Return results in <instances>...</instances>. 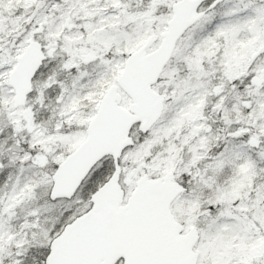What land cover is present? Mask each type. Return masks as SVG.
<instances>
[{
  "label": "snow or ice",
  "instance_id": "6c2138e0",
  "mask_svg": "<svg viewBox=\"0 0 264 264\" xmlns=\"http://www.w3.org/2000/svg\"><path fill=\"white\" fill-rule=\"evenodd\" d=\"M0 264H264V0H0Z\"/></svg>",
  "mask_w": 264,
  "mask_h": 264
}]
</instances>
